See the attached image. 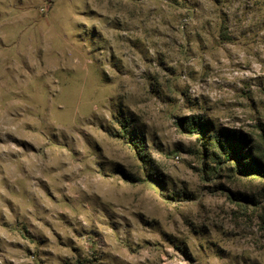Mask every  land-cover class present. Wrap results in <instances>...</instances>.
<instances>
[{
	"label": "rangeland",
	"instance_id": "374dc122",
	"mask_svg": "<svg viewBox=\"0 0 264 264\" xmlns=\"http://www.w3.org/2000/svg\"><path fill=\"white\" fill-rule=\"evenodd\" d=\"M220 134L264 157V0H0V264H264Z\"/></svg>",
	"mask_w": 264,
	"mask_h": 264
},
{
	"label": "trees",
	"instance_id": "16d2710c",
	"mask_svg": "<svg viewBox=\"0 0 264 264\" xmlns=\"http://www.w3.org/2000/svg\"><path fill=\"white\" fill-rule=\"evenodd\" d=\"M187 123L189 124L191 122L187 121ZM222 137L223 134H220L216 141L218 145L224 149L227 158H231L234 155L238 158V162L242 164L248 161L249 163L246 164L247 168L244 170L248 172V174L264 177V157L253 154V148L247 146L246 138L240 135H234L228 137L226 141H224ZM131 141L134 142L135 140L131 138Z\"/></svg>",
	"mask_w": 264,
	"mask_h": 264
},
{
	"label": "built area",
	"instance_id": "2783aa9c",
	"mask_svg": "<svg viewBox=\"0 0 264 264\" xmlns=\"http://www.w3.org/2000/svg\"><path fill=\"white\" fill-rule=\"evenodd\" d=\"M41 11H42V12H44V11H45V9H41Z\"/></svg>",
	"mask_w": 264,
	"mask_h": 264
}]
</instances>
